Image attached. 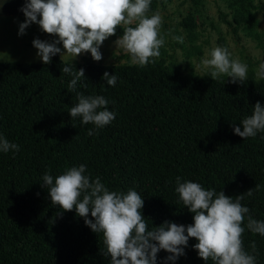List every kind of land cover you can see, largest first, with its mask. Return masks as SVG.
I'll list each match as a JSON object with an SVG mask.
<instances>
[{
    "label": "trees",
    "instance_id": "trees-1",
    "mask_svg": "<svg viewBox=\"0 0 264 264\" xmlns=\"http://www.w3.org/2000/svg\"><path fill=\"white\" fill-rule=\"evenodd\" d=\"M157 7L152 0L149 14ZM185 24L194 26L190 18ZM122 33L121 26L113 37ZM65 66L84 69L77 92L103 96L115 113L98 134L89 136L95 126L68 113L78 100L68 90L72 77L63 73ZM104 72L118 77L115 86L104 81ZM230 80L171 69L164 59L144 68L102 65L91 56L71 63L59 54L47 65L0 61V135L20 148L0 152V264H110L102 234L74 209L61 212L52 205L41 186L46 172L55 177L81 164L85 175L99 177L110 191H138L149 230L165 221L193 223L175 191L178 176L233 200L253 189L241 204L264 221V131L244 140L233 132L256 102L264 106V80ZM246 223L244 249L264 264V237ZM197 242L189 238L174 262L161 250L156 264H212L198 257L192 247Z\"/></svg>",
    "mask_w": 264,
    "mask_h": 264
},
{
    "label": "clouds",
    "instance_id": "clouds-1",
    "mask_svg": "<svg viewBox=\"0 0 264 264\" xmlns=\"http://www.w3.org/2000/svg\"><path fill=\"white\" fill-rule=\"evenodd\" d=\"M6 2V0H4ZM3 2V3H4ZM152 0H25L20 9L25 20L19 24L18 35H23L30 24H38L48 35L58 39L52 42L34 39L33 47L43 64L51 63L52 57L61 53L71 58L89 53L94 61H100V46L110 36L116 35L123 27V33L115 41V47L127 54L131 66L144 68L154 64L160 57V49L166 43V35L161 34L163 18L159 12L149 15ZM2 3V4H3ZM0 4V7H2ZM39 17V19H38ZM173 40L183 43V37L173 36ZM226 47L210 50L208 58L201 61L203 70L212 80L220 76L230 77V83H243L248 78V65L232 59ZM73 65V64H72ZM63 73L72 77L68 90L76 93L78 103L68 111L72 119L81 118L83 125L93 124L88 135L98 134L96 130L109 125L115 113L108 110L109 101L100 95L85 96L77 92L78 81L85 79L84 69L73 70L65 66ZM257 80H264V62L255 73ZM102 78L109 86H115L118 77L104 72ZM87 87V85H82ZM241 127L243 130H241ZM264 131V106L256 102L250 116L245 117L240 126L234 127L235 135L254 138ZM19 145L10 143L0 135V152H18ZM86 165L71 167L55 177L47 172L43 175L42 187L47 190L51 204L61 212L75 210L77 216L96 234H102L104 256H110V264H156L161 250L169 253L166 261H175L183 256L189 238L198 241L192 247L198 257L212 264H256V256L249 254L243 246L242 227L264 237V221L256 220L248 207L241 201L245 195L252 196L253 189L233 200L223 191L205 190L197 182L184 181L176 177L175 191L183 206L193 214V223L184 226L165 221L152 227L141 214L144 201L141 194L129 189L125 192L110 191L99 177L94 180L85 175ZM58 213L57 215H60ZM89 214L92 219H89ZM256 251L255 242L251 245Z\"/></svg>",
    "mask_w": 264,
    "mask_h": 264
},
{
    "label": "rangeland",
    "instance_id": "rangeland-1",
    "mask_svg": "<svg viewBox=\"0 0 264 264\" xmlns=\"http://www.w3.org/2000/svg\"><path fill=\"white\" fill-rule=\"evenodd\" d=\"M24 3H14V14L0 12V61L43 63L32 41L52 42L58 38L44 33L35 23L18 35L19 24L25 20L20 11ZM155 12L163 18L161 34L167 33L158 59H164L169 68L204 74L201 61L208 58L211 49L226 47L232 53L231 58L246 63L248 75L256 78V70L264 62V0H158ZM188 18L193 27L186 26ZM173 36L183 37V43L173 40ZM117 38L110 36L103 42L99 48L102 59L95 62L129 64L130 57L115 47ZM57 47L63 53L62 45ZM61 53L58 54L62 60L71 62L70 57H61ZM83 56L91 55L84 53L73 61Z\"/></svg>",
    "mask_w": 264,
    "mask_h": 264
},
{
    "label": "crops",
    "instance_id": "crops-1",
    "mask_svg": "<svg viewBox=\"0 0 264 264\" xmlns=\"http://www.w3.org/2000/svg\"><path fill=\"white\" fill-rule=\"evenodd\" d=\"M24 2L25 0H6V2H4V0H0V4H2V7H0V12H4V13H9V14H14V3L18 4L19 2ZM10 5V6H7Z\"/></svg>",
    "mask_w": 264,
    "mask_h": 264
}]
</instances>
